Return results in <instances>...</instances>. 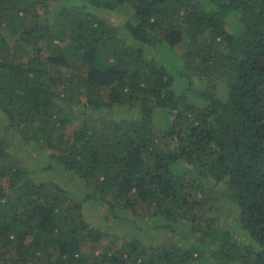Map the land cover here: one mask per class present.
Here are the masks:
<instances>
[{
	"label": "trees",
	"instance_id": "trees-1",
	"mask_svg": "<svg viewBox=\"0 0 264 264\" xmlns=\"http://www.w3.org/2000/svg\"><path fill=\"white\" fill-rule=\"evenodd\" d=\"M124 1L0 0V264H264V0Z\"/></svg>",
	"mask_w": 264,
	"mask_h": 264
},
{
	"label": "rangeland",
	"instance_id": "rangeland-1",
	"mask_svg": "<svg viewBox=\"0 0 264 264\" xmlns=\"http://www.w3.org/2000/svg\"><path fill=\"white\" fill-rule=\"evenodd\" d=\"M121 8L128 14L130 19L134 20V10H133V8L131 6V2L129 0H125L124 3L121 4ZM174 50L179 54L180 59L184 58V51L185 50L183 47H176ZM82 70H83V72L86 71L85 68ZM182 81H183L182 79L176 80L177 83H176L175 88H181L183 86ZM192 102L197 103V99L196 98L193 99ZM76 120H78V119H76ZM156 123L157 122L155 121V124ZM74 124H76V123L68 122L67 125L65 126L66 129L64 131H66L67 133H72V131H73L72 126H74ZM29 151L31 152L32 155L35 154V155L43 156L42 152L39 150L32 151V149L31 150L29 149ZM49 151H51V150H48L47 152H49ZM51 175H52V173H49V174L47 173V176H51ZM0 182L2 184H6L7 178L6 177L0 178ZM71 195L73 197L75 196L74 193ZM228 206H230V205L227 204V201L222 203L223 212H224L225 216H227V210L226 209ZM84 208H85L84 213H85L86 219L89 222L99 224L103 228L106 227L110 230L108 232V236H105L100 242H96V243L84 246L82 248V251L85 253H90V252L98 253V252L105 249V246L109 243L110 240H114V242H118L121 240V238H122L121 235L124 232L132 231L130 226H128L127 223H124L123 221L115 222V220L107 213V210L105 209L104 205L100 206V205H91L89 203H86ZM149 215H150V213L142 215V216H144L143 218H141V217L137 218L138 223L140 224L141 227H143V229L145 228V230L147 228H150V226L152 224V222L149 219ZM236 215H237V211L235 209H233L229 212V216L226 219V221L229 225L231 224V226H233V218ZM127 218H132V220H134L133 219L134 217L130 213L127 214ZM236 227L237 226H235V228ZM145 230H143V231H145ZM234 230L235 231H233V233H234L237 240H239L241 242L247 241L246 235L243 231H240L237 228ZM139 233H142V231L140 230ZM147 234L148 235L146 238L147 239L150 238L157 245H164V244L179 243L180 242V239L178 238L177 234H174V233L170 232L169 230L162 229V228L152 229V230L148 231ZM204 264H208V263H204Z\"/></svg>",
	"mask_w": 264,
	"mask_h": 264
}]
</instances>
